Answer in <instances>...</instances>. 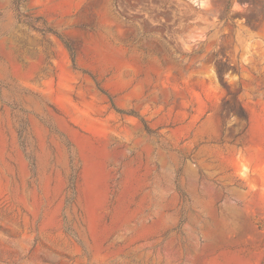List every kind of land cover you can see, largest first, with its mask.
<instances>
[{"label":"rangeland","instance_id":"obj_1","mask_svg":"<svg viewBox=\"0 0 264 264\" xmlns=\"http://www.w3.org/2000/svg\"><path fill=\"white\" fill-rule=\"evenodd\" d=\"M0 264H264V0H0Z\"/></svg>","mask_w":264,"mask_h":264},{"label":"clouds","instance_id":"obj_2","mask_svg":"<svg viewBox=\"0 0 264 264\" xmlns=\"http://www.w3.org/2000/svg\"><path fill=\"white\" fill-rule=\"evenodd\" d=\"M200 7H205V5L204 4H200Z\"/></svg>","mask_w":264,"mask_h":264}]
</instances>
